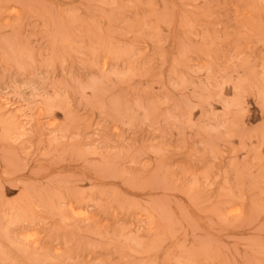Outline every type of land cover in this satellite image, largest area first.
<instances>
[{
  "label": "rangeland",
  "instance_id": "1",
  "mask_svg": "<svg viewBox=\"0 0 264 264\" xmlns=\"http://www.w3.org/2000/svg\"><path fill=\"white\" fill-rule=\"evenodd\" d=\"M0 264H264V0H0Z\"/></svg>",
  "mask_w": 264,
  "mask_h": 264
},
{
  "label": "bare ground",
  "instance_id": "2",
  "mask_svg": "<svg viewBox=\"0 0 264 264\" xmlns=\"http://www.w3.org/2000/svg\"><path fill=\"white\" fill-rule=\"evenodd\" d=\"M6 1V0H5ZM8 1V0H7ZM10 1V0H9ZM16 2V1H15ZM122 3V2H121ZM2 39V38H1ZM4 39V38H3ZM262 39V38H261ZM7 41V40H6ZM7 43H9V41L7 42ZM3 48V47H2ZM5 52V51H4ZM10 56V55H9ZM12 60V59H11ZM250 66V65H249ZM253 74V73H252ZM91 95H93V94H91ZM45 96V95H44ZM100 97V96H99ZM18 110V109H17ZM21 129V128H20ZM64 205V204H63ZM143 210V209H142ZM237 211V210H236ZM24 238V237H23ZM26 238V237H25ZM8 246V245H7ZM9 247V246H8ZM5 248V247H4ZM10 249V248H9ZM8 251V250H7ZM13 251V250H12ZM18 258V257H17ZM26 261V260H25ZM29 261V260H28Z\"/></svg>",
  "mask_w": 264,
  "mask_h": 264
}]
</instances>
